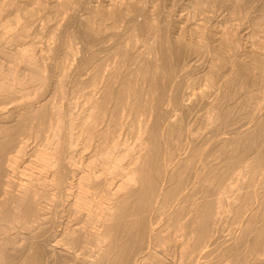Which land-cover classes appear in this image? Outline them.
Returning <instances> with one entry per match:
<instances>
[{"label": "bare ground", "instance_id": "1", "mask_svg": "<svg viewBox=\"0 0 264 264\" xmlns=\"http://www.w3.org/2000/svg\"><path fill=\"white\" fill-rule=\"evenodd\" d=\"M2 1H3L2 4H4L8 0L6 2H4V0ZM44 1L46 0H42L40 5L39 4L36 5L35 8L27 9L26 8L27 6L26 7L24 6V8L21 6V4H23L24 1L21 2L20 0L19 1L17 0L18 3H16V0H9L7 4L8 3L11 4L5 5V8L12 7L13 8V10L11 9L12 14H15V17H13L12 15L13 18L10 19L11 13H9L10 17L7 20L4 19V17L7 18V16L1 14L5 13L8 10L6 9L4 11V5L1 4L3 7L0 6V13L2 11L4 12L0 14V17H3L4 22L1 20L0 26L1 28L3 26L5 36H8L10 32H13L11 33L12 36H10L9 40L13 42L15 41L16 45L18 44V46L22 47V44L20 45L19 43L21 42L25 43L27 34H29L27 33L28 25H24V23L22 22V20H25L23 19L24 18L23 14L25 15V17L27 15V18L29 17V19H31L30 21L33 23L35 18L38 19L39 17L38 14L41 15L43 13V12L40 13V11L42 9L41 7ZM86 1L87 0L58 1L59 5L57 4L58 6L56 11L57 15L55 18L57 17L60 18V14L61 15L66 14V16L64 15L65 18L62 17L65 21L61 24L60 30L55 29L56 26L54 27L52 26L57 31L56 33H54L55 31L51 32V34L54 33V37H53L54 39L53 38L52 39L55 40L54 42L51 39V41L53 42L52 45H54L52 46L53 48H50L51 46L48 47L49 49L52 50V52L50 50L49 51L53 53V54L50 53V55H48L49 58L52 55L50 59L51 61L49 60L48 56H46L47 58H44V55L42 56V54H41L42 57L41 60H38V58H36L35 52L37 51L38 47L36 48L35 52L31 49L28 48L22 49L20 47L21 50L16 49V51L17 50L18 51L14 56L11 53L12 51H10V53L13 56L12 57L13 61L19 63L20 65L23 64L24 69L25 70L27 69L29 71L30 76L27 77L29 78L28 80H24V79L22 80L20 77H18L19 75V74L17 75L18 68L16 67H18L19 65L15 66L16 70L13 69V67L11 66V68L8 67L10 68L9 70L5 72H0V264H264V173H263L264 171L263 172L261 171L264 169L261 166L263 165V163L262 160L259 158V156L258 159L256 158L257 155H255L256 157L254 158V161L252 159V156L248 157V160L251 163H248L247 158L245 159V157L243 156L240 157L236 156L237 154L241 155V153L242 155H244L243 153H245V151L242 152L243 149L244 150L247 148L249 149L252 146L251 144L252 137H253L252 139H254V137L255 138L263 137L259 135L264 134V119L259 120L256 118L257 116L254 117V115L247 112L249 113L248 117L249 115H251L250 117L252 118L254 117L256 119V120L254 119L256 126L254 127V129L255 131L256 130L257 131L255 132L256 134L253 133L255 134L254 136L251 133V131L252 132L254 131L252 129L250 131L251 134L247 129H245V132L240 130L241 132H243L244 136L248 135L249 138L251 137L250 139L247 138L248 136L245 137V140L247 139L245 142L250 140L251 143H249L250 142L249 141L248 142L249 144L248 143L245 144L246 146L244 147L246 148L239 147L242 150L240 151L241 152L240 154L236 153L237 151L234 152L233 148L230 149V145H231L230 143H236L237 145H239V143L241 144L240 142L241 138L239 137H238L239 139L236 138L237 140L235 142L234 141L235 138L232 140L233 136L231 135L229 136V138L232 140V142H229L230 139H227V136L225 139L226 142L225 140H223L225 144L227 142L229 143V145L228 144L226 145L229 148L227 147L225 148L224 146L225 144L224 145L220 144L221 148L219 147L220 148L219 152H221L220 154H222L223 157L219 153L218 154L215 153L217 152V150L213 152V155L215 153V155H220L222 157V158L221 157L218 158L219 160L218 159L216 160L217 158L216 156H215L216 158L214 157V159L212 160H210V158L208 159L209 157L208 153L210 152L207 153V151L205 152L202 149L199 150L196 149L195 145L197 144L194 145V148L198 151L196 152L194 150V153H192V155L189 154L188 158L184 157L185 155H188L186 154L188 151L187 152L185 151L184 141L185 139L188 140L189 137L187 136H189L190 133L193 134L190 130L187 131L185 127L186 124L185 121L186 118H189V116H191L192 112L195 110L194 108L196 107V103L198 104L197 106L200 105L198 102L194 101L193 98H195L197 94L195 93L196 94L195 95L193 92L192 94H190L191 92L189 94L187 93L189 95V99L188 102L187 101L185 102V100H187L185 99L187 97L186 96L187 94H185L184 97L183 90L187 87L186 84H185L186 87L184 86V82L187 83V81L184 80L188 79L186 78L188 74H190L191 76V73L192 74L194 73L195 71L194 66L196 65L195 63L198 62L197 60L199 59L197 58V56L200 57V55L204 54L205 52H208V54H210L215 52L216 50L218 51V48L217 49L212 48L216 50L209 52L211 48L208 46V43L212 39L210 38V40L208 41V36H207L208 31L207 29L205 30V28L208 25L207 26L205 25L206 27L204 25L203 27L199 26L201 28L198 27L199 29L197 30L195 27V32L193 33H195L194 35H196L197 38L196 41L198 40L197 47L200 46L199 47L200 51H196L198 52L196 57L194 56L191 57L190 53L188 52L190 51V48L192 49L191 47L192 45L189 46L190 45L189 43L192 44L195 42V40L194 42L187 41L186 43L185 41L187 40L188 36L187 37L182 36L184 41L182 39L181 41L183 42L180 41L177 42V38H175L176 40L173 41L174 38L172 36H171L172 40L167 38L168 37L167 35H166L167 37L164 38L163 34L165 32L163 31L161 25H165V22L167 21L163 20L165 21L163 24L158 23V21L156 20L157 18L154 17L153 14L154 12L152 11L153 13H150L151 12L149 10L150 8L147 10L148 4L147 6L145 5L146 4L145 0H122L126 9L125 14L127 12L129 13V17H126L127 19L123 14L124 13L123 11L125 9L121 11L123 6L122 7L119 6L121 7L118 8L120 10H117L114 7L112 9L110 7L111 9L110 10L107 7L109 11L103 12L100 15L101 16L103 15L104 16L103 18H105V20L109 19L110 21L112 19V22L114 21L115 24H117L119 21H124L123 19L125 18V21L123 22L125 24V28H123L124 26L122 28L123 30L130 29L132 33L134 29L139 30L140 32L144 30L145 31L148 30L149 32L148 35L151 33L154 36L153 37L151 35L152 38L150 39H152V41L157 40V45L155 44L156 46L154 45L155 47H153L152 45H149L148 42L146 43L147 45L144 44L145 46L141 47L138 44H142V43L138 41L139 39L138 37H137L138 39L136 38L137 32L134 33L135 35H133L132 33H129L127 30L129 35L131 34L132 35L129 36L128 34H126V36L128 35L129 38L125 37L128 38L126 40L127 42L125 41L126 42L125 44L122 43L123 41L117 42V46L118 45L120 46L118 49H116L117 48L116 43L114 44L116 48L113 49L115 51L117 50L116 53H114V50H112L111 52L110 49H108L107 52L105 51L107 50L106 46H108L109 44L105 46V43H103L104 46H102L103 45L102 44L101 48L98 46L99 50L103 49L101 50L103 51L102 52L103 55H105L106 53L108 54V52L110 51L111 54H108L105 58V56L102 57V53L100 55L101 57L99 56V54H97L100 51L98 49L97 51L95 50L96 48L94 44L99 43L100 45V42L103 41L105 42L107 36L106 37L102 36L103 37L101 38L102 40L100 39V41H98L97 39H99L100 36L97 38L96 35L97 41H95V39L93 41L95 34L92 33L94 35L92 36L91 32L92 30L94 32L95 27H92L94 23L92 22V24H90L88 21L85 22V20L83 19L84 21L83 20L81 21L84 22L83 24L87 25L88 27L84 26L85 27L84 28L82 26L83 29L81 27V21H80L81 18L79 19V16L83 10L87 9ZM160 1L162 0H159L158 2ZM232 1L234 2V0ZM240 1L239 3L232 2L230 3L231 4L230 6L226 5L227 3L226 4H224L223 2L222 3L224 4L223 7L226 8L228 7L229 10L230 9L232 10L231 13L232 16L237 17V14L241 13L242 11L240 10L241 7L244 5L243 4L244 0L243 1L240 0ZM116 2L117 1H115V3ZM156 2H154V4L158 3ZM166 2L167 1H165L164 4H166ZM168 2L170 3V1ZM249 2H251V4ZM249 2L248 4H250L251 6L254 3L252 0L251 1L249 0ZM174 5L176 6L177 4L174 3ZM108 6H110V4ZM186 6L189 7V5ZM192 6L194 7L195 11L201 13L200 19H202L201 18L202 14L204 15L205 13L211 11L215 12L216 9L215 7L217 6L220 7L218 0H196L194 1ZM254 6L256 5H253L252 9H254ZM244 7L242 9H245L247 11L248 5L246 6L247 9ZM261 7H263V5L257 7L259 11L263 10L264 8L263 7L261 9ZM50 8L51 7H49V9ZM107 8L106 10H108ZM159 8L160 7H158V9ZM189 8L193 10L191 6ZM95 9L96 7L94 8V10ZM98 9L101 11L100 8H97V10ZM252 9H250L249 7V10L252 11ZM45 10H47V8ZM154 10H156V5ZM245 10H243V13ZM249 10L247 11L248 13H250ZM58 11H59V15H58ZM147 11H150L149 13L152 14L155 19L148 18L149 15L147 14ZM161 11L163 12V10ZM98 12L96 14H98ZM261 12L258 13L259 20L264 19V18L261 19L260 14L263 13ZM156 13L157 12H155V14ZM223 15L224 13L222 14V17ZM46 17H49V15H46ZM46 17H44V19ZM140 17H144L145 20L144 21L142 20L143 23L140 22L137 24L138 21L137 19H139ZM165 17L167 18L166 15ZM206 17H208L207 14L204 15V18ZM234 17L232 18L235 19ZM243 17L244 15H242V18ZM195 18L194 20L196 21ZM232 18H228V19L231 20ZM249 18L251 19V17ZM209 19H211L210 15L207 20ZM236 19L238 20V18ZM76 20L80 21V24L79 25L77 24L76 26L77 29L78 28L80 29L78 30L76 29L79 33H77V31L75 30L76 32H74L73 34L74 36L75 33L77 34L76 35V37H78L77 40L79 39L81 43H83V46L85 45L87 47V48L84 47L83 49L85 48L89 49L90 51L88 52H90L89 54H91V56H89L91 59L90 58L88 59L86 57L89 60V62L88 61L87 62L89 64H92V66L89 67V70H87L88 67H86V70L88 72L90 71L89 73L91 77L89 78L88 75V77H86L85 80L87 81V79L89 78L90 81L89 80L88 81L89 83H91L90 85L89 84L87 85L88 82L83 83L84 82L83 80H78L79 79L78 77L81 76L83 77L84 75L83 73L85 70L82 68V65H84V63L80 62L82 63V65H80L79 63L80 66L78 65L77 69L75 68L77 70V71L75 70V72L77 73L78 77H74L73 76L74 72L72 71L73 73L71 72L70 74V69L68 70L70 62L72 61L74 62L75 60V63H77L76 61L78 59L75 58L76 50L74 51L73 49L74 48L73 46L76 43L72 44V41L75 38L71 35L72 33H69L72 24L75 23L74 21ZM183 20H187V19H183ZM204 20L205 19H203V21ZM37 21L39 22V19ZM95 21L97 20H95L94 17V22ZM159 21L162 22L161 20ZM193 21L190 22L194 24ZM211 21L213 22V20ZM1 22H3V24ZM42 22L44 21L42 20ZM186 22L188 21H185V23ZM262 22L263 24L261 25L263 26L264 20L260 21V23ZM206 23L208 24V21H206ZM253 23L251 25L255 27ZM170 24L171 23L168 22L167 24L168 28ZM173 24L176 25L175 23ZM187 24L188 23H186V26ZM226 24L227 21L225 23V27ZM113 25L114 24H112V26ZM197 25H200L199 22ZM211 25L212 24H210L209 26ZM116 26L121 27L118 24ZM178 26H180V24H178ZM193 27L194 26H192V28L191 27L188 28H190L191 30L194 29ZM53 28L52 30H54ZM208 28L210 29L211 27ZM185 29L183 28V30ZM256 29H258V26L255 28L254 33H257ZM259 29L258 30L260 33L261 30L262 32L264 31L263 28H259ZM224 30H227L228 32V27L227 29L224 28ZM229 30L231 31V28H229ZM237 30H235V32L231 31L228 33L224 31L225 34L224 35L222 34L223 36L221 35L222 37L221 43L219 41L220 37L218 38L219 42L218 41L217 42L218 44H220L221 47L220 51L221 52L223 51L224 55L228 54L229 53L228 51L230 52L234 51L237 54V52L243 49V48L239 49L241 45H239V42L237 41V37H238V33L236 32ZM252 30L254 31V29ZM49 31L48 33H50ZM253 31H252V35H253ZM98 32L103 34L101 30ZM142 33L143 32H141L140 34ZM180 33H182V31ZM212 33H214V31ZM4 34L0 33V35H4ZM140 34L138 35L137 33V36H140ZM65 35L67 38H65ZM69 35H71L73 39L72 38L70 39ZM90 35L92 40L90 39ZM123 35L125 36V34ZM260 35L258 36V38H260ZM117 36H119V38L122 39L121 34ZM117 36L115 37L116 40L119 39V38L117 39ZM216 36L218 37L219 35ZM8 37L6 38L8 39ZM147 37L148 36H146V38ZM108 42H110V40ZM254 42L255 41H253V43ZM211 43L212 41H210V44ZM68 44L71 45L70 46L71 48L73 47L72 48L73 50L71 49L72 51L68 50L67 48L69 46ZM97 45L98 44H96V46ZM137 45L139 48L142 49L144 48L143 52H140L141 49H139ZM255 45L257 46L258 44L255 43ZM177 46H178V50H179V46L180 49L182 47L185 48L186 51L184 50V52L185 53L187 52L191 57L190 59L188 58L189 65L192 66L193 64H195L193 65V68L188 69L187 67L189 65L179 66L178 61H176V59H178V56L175 57L176 59H174V61H176L177 63L176 64L174 63L173 56L175 55L173 54H175L176 52L178 53V51L175 50ZM217 47H219V45ZM252 47L254 48V46ZM48 48L45 49V53L48 52L46 51L48 50ZM63 48L67 50L65 51V55H63L65 57H62V53H61V58L64 59H62V61L58 60L59 61L58 62L57 59L60 55V51ZM41 49H43V47ZM135 49L139 51H137L136 53V51H134ZM243 50L245 52V49ZM4 51L6 52L5 49ZM86 51L84 52L86 53ZM174 51L176 52L174 53ZM255 51L252 52L253 55H251L253 57V61L255 62V64H253L254 62L252 63L253 65H255L253 67L255 68L257 66L256 68L258 67L262 68L264 67V59H263L264 56L263 54H260L258 50L257 51L259 53ZM218 52H215V54L213 53L214 56L211 54L212 58L214 57L215 59H217L216 64L220 63V61L218 62L219 57L218 58H216L217 56L215 57L216 53ZM221 52H219L218 56L222 54ZM132 53H134V55ZM248 53L251 52L249 51ZM82 54L84 55L83 52ZM230 54H228V56ZM232 54H231V56H233L232 58H237L235 56H239ZM4 56H6V54ZM228 56H226V58H228L227 61L229 62L230 58ZM112 57L114 58L113 61L111 60L113 62L112 64L113 66L109 65L110 63H112L111 61L109 63V60ZM212 58L211 61H213L214 59ZM10 59H11V55L9 57V60ZM47 59L49 61H47L46 63ZM140 59L142 63L144 62L143 65L142 64L140 65L141 63ZM223 60H225L223 61L224 64L228 65L230 68L231 66L229 64L231 62L227 64L228 62L225 63L226 59ZM234 62L237 63V61ZM238 62L239 65H241L240 61ZM185 63L186 62H184L183 64ZM211 63L209 64V66L211 65ZM3 64L1 65L3 66ZM224 64H222L221 67H224ZM218 65L213 66L214 71H212L211 69L210 70L211 74L217 72V70L215 71V67H217ZM234 65L235 63L232 65V67ZM239 65L237 63V66ZM74 66H72V68ZM200 67L202 66L200 65ZM236 67L234 66V68ZM196 68L197 67L195 66V69ZM234 68L233 69L230 68L229 70L232 69L231 70L232 73L233 71L236 72L237 69L234 70ZM259 68L258 71L263 73L264 71H260L261 69ZM223 69H221L218 73L220 72L223 73L224 72ZM190 70H192L191 73H189ZM239 70L241 71L240 73H242L241 68ZM226 73L224 72L223 74ZM261 73H258V75H260ZM67 74H70L68 77V81L70 79V76H73L74 79L78 78L75 80L78 89L79 86L83 84L85 85V86L84 85L81 86L83 87V90L85 89L84 87L88 89L89 86L93 89L91 90V88H89L91 91L90 90L88 91L90 92L85 91L86 93H84V95L85 94L88 95L86 97L87 99L85 98V96L84 98H81L83 100L84 99L86 100V101L84 100V104H82L81 102L80 105L83 106L79 107L81 108L82 111L84 110L82 114L83 115L82 118L79 117L80 114H78L79 115L78 118L76 116L78 112L76 114L74 112L75 110L77 111L79 109L78 102H77V106H74L71 104L72 102L71 103L69 102V100H67L68 103L66 104L64 103L62 104L63 101L60 100L62 98L64 99V95L66 96L68 95V90L66 92V87H64L65 85L63 83L64 82L63 80L64 78L66 79ZM78 74H80L81 76ZM87 74L88 73H86V75ZM194 75H192V77ZM214 75L215 76L213 75L212 76L216 77L217 74L214 73ZM239 75L235 73V77L233 78L232 76H230L231 78L229 77V79H231L230 83H232V85H234L235 87L234 90L236 94H234V91L232 93L235 96L239 94L236 92L237 90L238 92H241L240 94H242L244 90L242 89L244 85L241 88L240 85L241 75L240 77ZM263 75L264 74H261V77ZM219 76H221V74H219ZM226 76L227 75H225L226 79L224 77L222 78H224L228 83L227 81L228 77ZM73 77H71L72 80ZM84 78L85 77H83V79ZM242 78H243V73H242ZM262 78H264V76ZM212 79L214 80V78ZM210 80L211 79L209 77V82L212 83L213 81ZM263 80L261 82H264ZM191 81L192 80H190V82ZM194 81L196 80L194 79ZM194 81H193L194 83L193 86H195L196 83ZM242 81L243 79L241 80V83L243 84ZM224 82H222L221 85H219L220 83L217 82L219 84H215V85L216 86L219 85L218 87L221 86L220 88L223 89L222 85L226 83ZM210 84L208 85L209 87H211ZM259 84L261 85L262 83ZM29 85L30 86L33 85L36 87L33 86L30 87ZM213 86L214 84L212 85L211 88H213ZM228 86L231 87L230 85ZM73 87H75V85ZM188 87L185 89L186 91L184 90V93L188 92L187 91L189 89ZM229 87L227 89H232V87L231 88ZM77 88L74 91H76ZM191 88L192 87H190V89ZM215 88L218 91V88L217 87ZM220 88L219 90H221ZM237 88H240L242 91H240ZM227 89L225 91L228 95L229 92L227 91ZM225 91L222 90V92L224 93ZM76 92L78 93L79 91ZM83 92L84 91H82V93ZM218 92H216L215 94L216 96L217 94L219 95ZM244 93L242 94V96L239 95V97L242 98L244 95L247 96L246 94H248L249 92H247L246 94ZM251 93L252 92H250L249 94L250 96ZM227 95H223L222 93L221 96L217 97L218 98L217 102H215L214 98H213L214 100L211 98L215 102L211 104V107L208 106L210 107L211 113H209L206 117L204 116L205 118L202 117L200 118H202L203 121L204 120L206 121V119L207 121L208 120L212 121V119L215 118L216 120L221 122V123L219 122L220 126L224 127L229 125V123L231 122L230 120L232 118L230 112H227L228 110L225 109L229 106H226L224 108L223 104L229 99L231 103V98H233V96L230 95L232 97L229 98V95L228 97ZM191 96H193V98ZM200 96H201V92H200ZM250 96L247 97L249 98ZM247 97L245 98L248 99ZM78 98H80L79 95L76 98V101H79L77 100ZM245 98L244 100H246ZM239 99L237 98V102ZM242 99H240L239 100L240 102L238 103L241 104L243 102ZM18 101L19 102L21 101L22 103L20 102L18 104L17 103ZM14 102H16L17 105L15 103V105L10 107V105H12ZM252 102H250V104ZM200 103L202 104L203 101ZM230 103H228L227 105H229ZM238 103H234L235 107L236 106L238 107L239 105ZM258 103L259 102L256 101L252 105V107L250 105L247 106V107H251L252 109L254 108L253 111H251V109L248 108L250 109L251 113H254L255 110L254 105ZM73 104L76 105L74 101ZM246 104L247 103H245L244 105L245 107ZM259 105L263 106L264 104L262 105L261 103H259ZM259 105H257L258 108L260 107ZM73 106L77 107V109L75 108L74 110ZM166 106L169 107L171 106V108H173L175 112L178 111V113L180 112L181 115L179 117H177L178 115L177 116L175 115V118H173L172 115L168 116L169 108L166 109L167 108ZM232 106L233 104L230 106L231 109ZM221 109H225V110L223 111ZM227 109H229V111L231 112H233L234 110V108L232 110H230V108ZM263 109L264 106L262 107V110ZM199 110H201V108H199ZM259 110H257V112H259ZM262 110L260 111V113L262 112ZM205 111L202 113L205 114ZM222 111L225 113H223ZM226 112L229 113L231 118L230 120ZM199 113L201 114V111ZM245 115L247 114L245 113ZM143 116L146 118L147 121L145 122V124H144L145 119ZM141 117H143L144 120H141L142 119ZM148 118L150 120H148ZM202 119H201L202 125L200 124L198 126L199 127L202 126L204 128L203 125H205V123L203 124ZM189 120L187 123H189ZM195 120L197 119L195 118ZM216 120L214 121L213 119V122H215L214 125L217 126L218 128V125L216 124L217 122ZM254 120L250 122L253 123ZM209 122H207L206 124H208ZM246 122H249V120ZM128 125H130L128 127L129 129L127 128ZM214 125H210L209 127L213 126L215 128V132L217 130V135L215 133L212 135L219 136L218 131L221 127L219 126V128L216 129ZM205 126L207 127V125ZM253 126L254 125H252V127ZM191 127H193V125ZM126 128L129 130V132L132 133L131 136L132 135L136 136L135 138L140 142V145H138L140 146L139 151L137 150V152H135L133 151L134 150L133 148L132 149L130 147L127 148L125 140L128 135L126 136L125 140L122 139L124 129ZM193 128L195 129V127ZM212 130L214 129L212 128ZM230 130L231 129L227 131L228 134L231 131H234V129L231 131ZM129 132L127 131L125 132V134L126 133L128 134ZM195 132H197V130ZM201 132L204 131L201 130ZM211 133L212 132H210V134ZM224 137L222 139H224ZM190 138L189 140H191ZM216 138L217 137L214 136V139ZM219 138H220L219 142H221V137L219 136ZM263 138H260V140L261 139L264 140ZM131 139H129V141ZM260 140L256 139L255 141H257L258 143ZM212 141L213 139L211 138L210 142ZM241 141L244 140L242 139ZM218 143L212 142V145L211 143L210 145L212 146V148L215 149L216 146H219L217 145ZM244 143L241 144V146H243ZM255 143L256 142H253L254 147H251V149L255 148L256 150L259 151L258 155L259 154L264 155V153H262L264 152L262 151V148L260 150L257 149L256 148L257 144ZM260 143L262 142H259L258 145ZM134 144L132 145L137 147V145ZM207 144L205 145V147L207 146ZM221 145H223L224 147H222ZM200 146L201 148H205L202 147L204 146V144ZM261 146L262 147L264 146V141H263V145ZM239 148L237 149L238 152H239ZM229 149L233 150V152H230L231 154L227 152V150ZM248 151L254 152L253 150H248ZM233 153H235L236 155ZM255 153L256 152H254V154ZM242 157L245 160H247L246 163H248L246 166H244L245 167L244 176L245 178H247V181L243 177L246 183H244L245 184L244 187L243 186H241L242 188L238 187L240 189L237 190L236 187L239 186L238 185L239 183L236 184V181L238 180L239 182L240 178H242L243 175V174L241 175V173H238L239 172L238 168L239 170L240 169L242 170V168L240 167L242 166V164L243 165L246 164L242 162L243 160ZM128 158H130L129 159L130 161L128 160ZM249 158L252 160H250ZM220 159L222 160L220 161ZM125 160L128 161H126L125 163ZM261 167L263 169H261ZM222 169H224V171ZM241 170L240 172L243 173L244 171ZM243 182L244 181H242V183ZM242 183L241 185H243ZM233 184H236L237 186L236 185L233 186ZM226 194L228 195L226 196ZM28 234H30L31 236L28 237L27 236Z\"/></svg>", "mask_w": 264, "mask_h": 264}, {"label": "rangeland", "instance_id": "2", "mask_svg": "<svg viewBox=\"0 0 264 264\" xmlns=\"http://www.w3.org/2000/svg\"><path fill=\"white\" fill-rule=\"evenodd\" d=\"M0 1H2V0H0ZM6 1H7V0H4V2H6ZM18 1H19V0H18ZM20 1H21V2L24 1L23 4H21V3L19 2L23 8H24V6H25V7L27 6V7H26L27 9H29V8L32 9V8H35L36 5H38V4L40 5V3H41L42 0H27L28 2H27L26 0H20ZM58 1H59V0H53V1H52V0H46V1L43 2V5H42V7H41L42 9H41V11H40V13H42V12H43V13H42L41 15L38 14V15H39V17H38L39 22L37 21L38 19L35 18L36 20L34 19V21H33V23H32V22L30 21L31 19H29V17L27 18V15H26V17H25V15L23 14V17H24L23 19H25V20H22V22L24 23V25H28V28H27L28 32H27V33H29V34H27V38L25 39V43H24V42H21V43L18 42L20 45L22 44V47H21V46H18V44L16 45V44H15V41L13 42V41L9 40V39H10V36H12L11 33H13V32H10L11 35L9 34V35H8L9 37H8V36H5V34H4V30H3V26H2V28H1V26H0V33L4 34V35H0V36H1V38H0V45H1V46H0V59H1V60H0V72H5V71L9 70V69L11 68V66L13 67V69H15V66H16V65H17V66L19 65L21 69L19 68V66L16 67V68L19 69V70L17 69V75L19 74L18 77H20L22 80H23V79H24V80H28L29 78H27V77L30 76L29 71H28L27 69H26V70L24 69V65H23V64L20 65L19 63L14 62L13 59H12V57H13L14 55H16L17 51H18L19 49L21 50V48H22V49H23V48H28V49H31V50H33V51L35 52V51H36V48L38 47V48H37V51H36L37 53L35 52L36 58H38V60H41V59H42L41 54H42V56L44 55V58H47L46 56L50 55V53L52 52V50L49 49L48 47L51 46L50 48H53L52 46H54V45H52V44H53L52 41L55 42V40H53V39H54V38H53V37H54V33H56L57 30H60V28H61V24L65 21L62 17H64V15L66 16V14L62 13V14H64V15H61V14H60V18H58V17H57L58 19L55 18L56 15H57V13H56V11H57V7H58L57 4L59 5V2H58ZM72 1H73V0H72ZM88 1H89V2H88ZM115 1H117V2H116L117 4L115 3ZM120 1H121V2H120ZM150 1H151V2H150ZM150 1H149V0H145V3H146L145 5L147 6V4H148V8H147V10L150 8L149 10L151 11V12H150V11H147V14L149 15L148 18H153V19L157 18L156 20H157L158 23H160V24H161V23L163 24L165 21H167V22H165V25H166V26H167L168 22L172 24V25H171V24L169 25V28H168V26H167V28H166L165 25H161V27L163 28V31L165 32V33L163 32V33H164V34H163V35H164V36H163L164 38L168 36L167 38H169V39L172 40V37H173V38H174L173 41L176 40L175 38H177V42H178V41L183 42L184 40H183L182 36H184V37H185V36H186V37L188 36L187 40L185 41L186 43H187V41H189V42H190V41L194 42V40H195V42H194L195 44H194V43H192V44L189 43V44H190L189 46L192 45V46H191L192 49L190 48V51H191V52H190V51L188 52V53H190L191 57H193V56L196 57V55L198 54V52H196V51H200V49H199L200 46L197 47V46H198V45H197V41H198V40L196 41V39H197V38H196V35H194L195 33H193V32H195V27H196V30H197V29L203 27V25H204V26H205V25H206V26L208 25L207 27L205 26V27H206L205 30L207 29V31H208V32L206 31V32H207V36H208V41L210 40V38L212 39V40H210V41H212V43L210 44V41H209L208 46H209L211 49H212V48H216V49L218 48V51H219V52H221V51H220V50H221V47H220V44H218V42L220 41V43H221V39H222L221 35H222V34L224 35L225 32H226V33L231 32V31L235 32V30L238 29V30L236 31V32L238 33L237 41L239 42V45H241V46L239 47V49L243 48V49H245V52H244L243 49H241L242 51H241V50L239 51L241 54H240L239 52H237V54H236V52H234V51H233V52H232V51H231V52L228 51L229 53L227 52L228 54H230V53H231V54L234 53V54H232V55H239V56H235V57H237V58L239 57L238 59H237V58H232L233 56H231V54L228 56V54H226V52H225L226 55H224L223 51L221 52L222 54L218 56L219 52H218L216 49H212V50L210 49L209 52H212V51H215V50H216L215 52H218V53H216L215 57H216V56H217L216 58L219 57L218 62L220 61V63H217V64H216V62H217L216 60H217V59H215L214 57H213V58H214V59H213L212 56H211V54L213 55V53L215 54V52L210 53V54H208V52H205L206 54L204 53V54L200 55V57L197 56V58H199V59L197 60L198 62L195 63L196 65L193 64V65H195V66L197 67V68L195 69V66H194V70H195L194 73L196 72L195 75H194V73H193V74L191 73L192 70H193V69H192V70H190V72H189V73H191V76H190V74H188V76H186V78H188L189 80H188V79H185V80H184V81H187V83L184 82V86H185V87H186V85H187V87H188V85H189L190 83L192 84V85L190 84L189 87H188L189 89H190V87H192V88L190 89V91H189V89H188V90H187L188 92H186V93H184V90H185L187 87H186V88L184 87L185 89L183 88V89H184V90H183L184 97H185V94H187V93H188V94H189L190 92H191L190 94H192V92H193L194 94L196 93L197 95L195 94L196 97H195V96H194V97L197 98V97L199 96V97H198L199 99L197 98L198 100L195 99V98H193V96H191V97L194 99L195 102H198V103L200 104L199 106H197L198 104L196 103V107L194 108L195 110L192 112V114H194L195 116L197 115V116L195 117L194 115L191 114V116H189V118H186V121H185V122H186L185 127H186L187 131L190 130L193 134L190 133L189 136H187V137L190 138V135H191V138H190L191 140H189V138H188V140L185 139V141H184V142H185V143H184L185 151H186V152L188 151L187 153L185 152V153L188 154V155H185L184 157L188 158V157H189V154L192 155V153H194V150L197 152L199 149H202V150H204L205 152L207 151V153L210 152V153H208V154H209V157H208V155H207L208 159L210 158V160H212V159H214V157L216 156L217 158H216V157H215V158H216V160H217V159L220 158L221 156L223 157V155L220 154L221 152H219V151H220V148H221V147H220V144H223V145H224L225 142H226V140H225V139H226V136H227V139H230L229 136L232 135V136H233L232 140L235 138V139H234L235 142H236L237 139L241 138V139H240V142H241V144H243V143L247 140V139L245 140V137L248 136V135H246L247 132L245 133L246 136H244V134H243V132H245V129H247V130L249 131V133H250L251 129L254 130L253 132L251 131L252 134L255 133V132L257 131V130L255 131V129H254V127H256V126H255V120H256V119H255L254 117L257 116L256 118L259 119V120L264 119V114H263L264 109L262 110V107L264 106V105H263V104H264V101H263V100H264V82H261V81L264 79V78H262L264 75L261 77V74H264V72H263V73L259 72V71H258V68H259V67L256 68L257 66L255 67L256 69L253 67V66H255V65H253V64H255V62L253 61V57L251 56V55H253L252 52H254L255 50H256L255 52H257V53L260 52V54H263V56H264V36H263V35H264V31L262 32V30H261V33L259 32V30H260L259 28H263V30H264V27H263L264 25H263V26L261 25V24H263V22L260 23V21H263V20H264V19H262V18H264V15H262V14H264V11H263V10H264V8H263V7H264V0H255V1L252 0V1L255 3V4L253 3L252 6L250 5L251 2H249V0H247V2H246V0H244V1L242 0L244 5H243V6L241 7V9H240V10H242L241 13H243V10H245V9H242L244 6H245L244 8H246V6L248 5V9L246 8L247 11L249 10V7H250V9H252V8H253V5H256V6H254V9H252V11L249 10L250 13H248V12L245 10L243 14L238 13V14H237V17H234V16L231 15V13H232V10H231V9L229 10L228 7H227V8H226V7H223V5L226 4V3H227L226 5L230 6V5H231L230 3L233 2L232 0H225V1H227V2H225L224 0H220V1L218 0V2H219V6H220V7H218V6L215 7V8H216V9L214 8V9H215V12H212V11H211L213 14H212L211 12L205 13V14L208 15V17H206L207 19L209 18V15H210V17H211V19H209L210 21L207 20L206 18H204V15H205V14H204V15L202 14L203 17H202V15H201V18H202V19H200V14H201V13H198L197 11H195V10H194V7L192 6L193 3H194V1H196V0H194V1H193V0H190V1H189V0H164V1L162 0V1H160V2H158L159 0H156L158 3H157L155 0H150ZM165 1H167V2L170 1V3L168 2V3H169V4H168V3L166 2V4H164ZM174 1H177V2H174ZM181 1H184V2H181ZM236 1H237V0H234L233 3H237V2L239 3L240 0H238L237 2H236ZM250 1H251V0H250ZM7 2H9V0H8ZM7 2L4 3V4H2L3 1L0 2V6L4 5V11H5L6 9L8 10V11H6L5 13H2V12H4V11L1 12L2 14L0 13L1 15H5V16H7V18L4 17V19H6V20L9 19V17H10L9 13H11V17H10V19L13 18V17H15V14H12V10H13L12 7L5 8V5H9V4H11V3H8V4H7ZM25 2H26V3H25ZM109 2H110V3H109ZM154 2H156L158 5H157V4H154ZM189 2H190V3H189ZM222 2H223L224 4H223ZM240 2H241V1H240ZM245 2H246V3H245ZM248 2H249L250 4H248ZM256 2H257V3H256ZM16 3H18L17 0H16ZM24 3H25V4H24ZM35 3H37V4H35ZM47 3H48V4H47ZM86 3H87V5H86L87 9L83 10V11L80 13V16H79V19L81 18L80 21L84 19L85 22L88 21L90 24H92V22H93L94 24H93L92 27H95V29H96V28L99 29V30L96 29L97 31L94 29V32H93V30H92L91 34H92V33L95 34V37H94V38L92 37V38H93V41H94V39H95V41H97V40L100 41V39L103 38L102 36H104V37L107 36V39L105 40V42H104V41H103V42H100V45H99V43H96V44H98L97 46H96V44H94V46H95L96 49H95V48H93V49H95V50L97 51V49L99 50V47L101 48L102 46H104L103 43H105V46H106L107 44H109V45H108L109 48H108V46H106V47H107V50H105V51L107 52L108 49H110L111 52H112V50H114V49L116 48V46H117V42H122V41H123L122 43L125 44V43L127 42L126 40L129 38V37H128L129 33H132V31H131L130 29H124V30H123V28H125V24H124L123 22L125 21V18H126V17H129V13H128V12H127L128 14H127V13L125 14L126 9H125V6H124L123 1H122V0H112V1H110V0H100V1H98V0H87ZM105 3H106V4H105ZM150 3H151V4H150ZM159 3H160L161 5H160ZM174 3L177 4V5L175 6ZM228 3H229V4H228ZM241 3H242V2H241ZM241 3H240V4H241ZM1 4H2V5H1ZM20 4H19V5H20ZM45 4H47L48 6L45 5ZM55 4H56V5H55ZM109 4H110V6H108ZM114 4H116V5H114ZM121 4H122V5H121ZM167 4H168V5H167ZM171 4H172V5H171ZM245 4H246V5H245ZM29 5H30V7H29ZM49 5H50V6H49ZM151 5H152V6H151ZM155 5H156V10H154V9H155ZM163 5H164V6H163ZM186 5H189V7L191 6L193 10H191V8L187 7ZM241 5H242V4H241ZM249 5H250V6H249ZM261 5H263V7H261V9L263 8V10H261L263 13H262L261 11H259V9L257 8V7L261 6ZM105 6H106V7H105ZM116 6H117V7H116ZM119 6H121V7L123 6L122 9H121V11L125 9V10L123 11V12H124L123 14L125 15V18L123 19L124 21H119V22L117 23V24H118L119 26H121V27L116 26L117 24H115L114 21H113V22H114V23H113V22H112V19H111L110 21H109V19H108V20H107V19L105 20V18H103L104 16H103V15H102V16L100 15V14H102L103 12H107V11H109L110 7H111V9L114 7L115 9L120 10V9H118V8H121V7H119ZM157 6L160 7V8L158 9ZM171 6H172V7H171ZM2 7H3V6H2ZM2 7H1V8H2ZM49 7H51V8L49 9ZM95 7H96L95 10H97V8H100L102 12H101L99 9H98L97 11H95V10H94ZM103 7H104V9H103ZM107 7H108L109 9H108ZM153 7H154V9H153ZM162 7H163V8H162ZM186 7H187V8H186ZM255 7H256V8H255ZM44 8H45V9L47 8V10H45ZM106 8H107L108 10H106ZM218 8H219V10H218ZM11 9H12V10H11ZM43 9H44V10H43ZM111 9H110V10H111ZM157 9H158V10H157ZM160 9L163 10V12H162ZM189 9H190L191 11H190ZM214 9H213V10H214ZM10 10H11V11H10ZM58 10H59V8H58ZM186 10H187V11H186ZM216 10H217V11H216ZM93 11H94V12H93ZM98 11H99V12H98ZM152 11H153L154 13H153ZM158 11L160 12L162 19H161L160 14H159ZM97 12H98V14H96ZM149 12H150V13H153L155 18H154L153 15L150 14ZM155 12H157V13L155 14ZM190 12H191V13H190ZM195 12H196V13H195ZM227 12H228V13H227ZM246 12H247V13H246ZM254 12H255V13H254ZM260 12L262 13V14H260L262 20H259V18H258V17H259V14H258V13H260ZM60 13H61V12H60ZM163 13L167 16V18L169 17V18H168L169 21H168V19L165 17V15H164ZM189 13H190V14H189ZM209 13H210V14H209ZM216 13H217V14H216ZM223 13H224V15H223V17H222V14H223ZM44 14H45V15H44ZM95 14H96V15H95ZM157 14H158V15H157ZM169 14H170V15H169ZM191 14H192V15H191ZM240 14H241V15H240ZM247 14H248V15H247ZM12 15H13V17H12ZM16 15H17V14H16ZM42 15H43V17H42ZM46 15H49V17H46ZM58 15H59V11H58ZM93 15H94V17H95V20H97V21H95V22H94V17H93ZM124 15H123V16H124ZM156 15H157V17H156ZM188 15H189V17H188ZM195 15H196V18H195ZM212 15H213V17H212ZM216 15H217V17H216ZM228 15H229V17H228ZM242 15H244L243 18H242ZM21 17H22V15H21ZM44 17H46V18L44 19ZM50 17H52V18H50ZM158 17H159V18H158ZM187 17H188V18H187ZM190 17H191V19H190ZM220 17H221V18H220ZM226 17H227V18H226ZM232 17H234L235 19L238 18V20H237V19L235 20V19H233ZM239 17H240V19H239ZM245 17H246V18H245ZM249 17H251V19H250ZM256 17L258 18L259 21L257 20ZM0 18H1L0 21L2 20V21L4 22L3 17H0ZM26 18H27V20H26ZM41 18H42V19H41ZM48 18H49V19H48ZM64 18H65V17H64ZM194 18L196 19V21L194 20ZM197 18H199V19H197ZM213 18H214V19H213ZM219 18H220V19H219ZM228 18H232L233 20H232V19L230 20V19H228ZM241 18H242V19H241ZM244 18H245V19H244ZM255 18H256V20H255ZM56 19H57V20H56ZM59 19H60V20H59ZM61 19H63V20H61ZM102 19H103V20H102ZM126 19H127V18H126ZM140 19H141V20H140ZM183 19H187V20H183ZM203 19H205V20L203 21ZM217 19H218V20H217ZM223 19H224V21H223ZM249 19H250V20H249ZM42 20H43L44 22H42ZM47 20H48V21H47ZM50 20H51V21H50ZM58 20H59V22H58ZM84 20H83V21H84ZM104 20H105V21H104ZM137 20H138L139 22H138ZM137 20H136V21H137V24H138V23H140V22L143 23V21H144L145 19H144V17H140V18L137 19ZM142 20H143V21H142ZM159 20H161L162 22H160ZM163 20H165V21H163ZM193 20H194V21H193ZM199 20H200L201 22H200ZM211 20H213V22H212ZM251 20H252V21L254 20L253 22H255V21H256V22L253 23ZM25 21H26L27 23H26ZM52 21H53L54 23H53ZM55 21H56V22H55ZM76 21L79 22V23H77ZM76 21H74L75 23H73L74 26H73V24H72V26L74 27V30H73V27H72V26H71L72 29L70 28L71 32H70V30H69V33H72L71 35L75 38V39H73V37H71V35H69V36H70V39H71V38L73 39L72 44H73V43H74V44L76 43V44H75L76 46L74 45V46H73L74 48H73V47H72V48L74 49V51L76 50V51H75L76 53L73 52V53H75V58H76V59L78 58L77 61H76L77 63H75V60H74V62H73V61L70 62L69 67H68V70L70 69V74H71V72L73 71L74 74L76 75V76H75V75L73 74L74 77H78V76H77V73L75 72V70L77 69V67H78V65H79L80 62L84 63V65H82V63H80V65H82V68H83L85 71L89 70V67L92 66V64H89V63H88V62H89L88 59L90 58L89 56H91V54H89L90 52H88V51H90V50H89V49H86L87 47H86L85 45L83 46V43H81V41H80L79 39L77 40L78 37H76V35H77L76 33H75V36H74V34H73V33L76 32L78 29H80V28H78V29L76 28L77 24H78V25L80 24V21H79V20H76ZM170 21H171V22H170ZM185 21H188V22H186V23H188V24H189L190 21H193L194 24L190 22V24H189V25L187 24V26H186ZM197 21L199 22L200 25H197V24H198ZM206 21H208V24L206 23ZM220 21H221L222 23H221ZM226 21H227V24H226V27H225V23H226ZM228 21H229V22H228ZM247 21H248V22H247ZM250 21H251V23H250ZM3 22H1V23L3 24ZM51 22H52V23H51ZM106 22H107V23L109 22L108 24H110V25H108ZM120 22H121V23H120ZM202 22H204V23H206V24H204V23H202ZM211 22H212V23H211ZM216 22H217V24H216ZM230 22H231V23H230ZM237 22H238V24H237ZM25 23H26V24H25ZM83 23H84V22L81 21V27H82V26H83V27H84V26H87V25H84ZM102 23H103V24H102ZM111 23L114 24V25L112 26ZM119 23H120V24H119ZM122 23H123L124 25H123ZM166 23H167V24H166ZM173 23H175L176 25H174ZM184 23H185V24H184ZM214 23H215V24H214ZM220 23H221V24H220ZM252 23H253V25H254L255 27H253V26L251 25ZM37 24H38V25H37ZM40 24H41V25H40ZM82 24H83V25H82ZM86 24H88V23H86ZM101 24H102V26H101ZM106 24H107V25H106ZM134 24H135V23H134ZM160 24H159V25H160ZM178 24H180V26H178ZM195 24H196V25H195ZM210 24H212V25L209 26ZM230 24H231L233 27H232ZM241 24H242V25H241ZM255 24H256V25H255ZM0 25H1V24H0ZM22 25H23V24H22ZM190 25H191V26H190ZM217 25H218V26H217ZM227 25H228V26H227ZM238 25H239V26H238ZM47 26H48V27H47ZM52 26H53V27L56 26L57 28L55 27V29H57V30H55ZM90 26H91V25H90ZM103 26H105V27H103ZM108 26H109V27H108ZM123 26H124V27H123ZM164 26H165V28H164ZM192 26H194V27H193L194 29H191V30H190V28H188V27H191V28H192ZM199 26H201V27H199ZM229 26H230V27H229ZM234 26H235V28H234ZM257 26H258V29H259V30L256 29V30H257V33L259 32L258 35H257V33H254V32H255V28H256ZM26 27H27V26H26ZM83 27H82V29H83ZM87 27H88V26H87ZM87 27H86V28H87ZM99 27L102 28V29H100ZM106 27H107V29H106ZM113 27H114V29H115V28H116V29L114 30ZM122 27H123V28H122ZM173 27H174V28H173ZM178 27H179V28H178ZM186 27H187V28H186ZM198 27H199V28H198ZM208 27H211V28H210L211 30H210ZM212 27H213V28H212ZM227 27H228V32H227V30H224V28L227 29ZM47 28H49V29H47ZM52 28H53L54 30H52ZM58 28H59V29H58ZM84 28H85V27H84ZM118 28H119V29H118ZM120 28H121L122 30H121ZM183 28H184V29L186 28V29L183 30ZM215 28H216V29H215ZM229 28H231V31L229 30ZM232 28H234V29H232ZM236 28H237V29H236ZM46 29H47V30H46ZM76 29H77V30H76ZM103 29H106V30H103ZM108 29H109V30H108ZM112 29H113L114 31H113ZM133 29H134V28H133ZM172 29H173L174 31H173ZM218 29H219V30H218ZM252 29H254V31H253ZM49 30H50V31H49ZM72 30H73V31H72ZM75 30H76V31H75ZM100 30H101V32H102L104 35L101 34L100 32H98V31H100ZM127 30H128L129 33L127 32ZM129 30H130L131 32H130ZM135 30H136V29L133 30V33H132L133 35H135L134 33H136V32L138 33V35H139L141 32H143L142 34H140V36H137V33H136V38L138 37V38H139V39L137 38L138 41H140V43L143 44V45H142V44H138V43H137L139 46H141V47H142V46H145V45H147L146 43H148V42H149L148 44H149V45H152L153 47H155V46L157 45V40H154V39H153L154 41H156V42H154V41H152V39H150V38H152V37H151L152 34L150 33V34L148 35V33H149L148 30H146L147 32H146L145 30H144V31H141V32H140L139 30H136V31H135ZM171 30H172V31H171ZM178 30H179V31H178ZM180 30L182 31V33H180V32H181ZM187 30H188V31L190 30V31L188 32ZM212 30L214 31V33H212V32H213ZM217 30H218V31H217ZM222 30H223V31H222ZM250 30H251V31H250ZM43 31H44V32H43ZM48 31H49L50 33H48ZM54 31H55V32H54ZM103 31H104V32H103ZM105 31H106V32H105ZM110 31H111V32H110ZM123 31H124V32H123ZM134 31H135V32H134ZM185 31H186V32H185ZM215 31H216V32H215ZM224 31H225V32H224ZM252 31H253V35H252ZM51 32H54V33L51 34ZM95 32L98 33V34H96ZM113 32H114V33H113ZM125 32H126V33H125ZM139 32H140V33H139ZM178 32H179L181 35H180ZM221 32H222V33H221ZM30 33H31V34H30ZM69 33H68V34H69ZM77 33H79V32L77 31ZM109 33H110V34H109ZM117 33H119V34L122 35V37L120 36L122 39H120L119 36H117V35H119V34H117ZM185 33H186V35H185ZM188 33H189V34H188ZM190 33H191V35L193 34L192 37H191ZM209 33H211V34H209ZM217 33H219V34H217ZM220 33H221V34H220ZM115 34H116V36H117V39H118V38L120 39V40L118 39L119 41L115 39V37H116ZM123 34H125V36H124ZM126 34H128V35L126 36ZM132 34H131V35H132ZM208 34H209V35H208ZM214 34H215V35H214ZM260 34H261V35H260ZM50 35H51V36H50ZM66 35H67V34H66ZM66 35H65V38H67ZM96 35H97V38L100 36L99 39L96 38ZM131 35H129V36H131ZM143 35H144L145 37H144ZM166 35H167V36H166ZM169 35H170V36H169ZM210 35H211V37H210ZM216 35H219V36L217 37ZM223 35H222V36H223ZM259 35H260V38H258ZM3 36H4V37H3ZM48 36H49V37H48ZM69 36H68V38H69ZM78 36H79V35H78ZM92 36H94V35L92 34ZM109 36H110V37H109ZM112 36H114V37H112ZM146 36H148V37L146 38ZM152 36H153V35H152ZM171 36H172V37H171ZM189 36H190V37H189ZM194 36H195V37H194ZM251 36H252V37H251ZM6 37H8V39H7ZM125 37H128V38H125ZM141 37H142V39H141ZM153 37H154V36H153ZM219 37H220V38H219ZM261 37H262V38H261ZM52 38H53V39H52ZM108 38H109V39H108ZM113 38H114V39H113ZM148 38H149V41H148ZM214 38H215V39H214ZM216 38H217V39H216ZM218 38H219V41H218ZM239 38H240V39H239ZM252 38H253V39H252ZM257 38H258V39H257ZM49 39H50V40H49ZM51 39H52V41H51ZM90 39H91V35H90ZM96 39H97V40H96ZM123 39H124V40H123ZM145 39H146V40H145ZM178 39H180V40H178ZM181 39H182L183 41H181ZM191 39H193V40H191ZM213 39H214V40H213ZM261 39H262V40H261ZM33 40H34V41H33ZM44 40H45V41H44ZM75 40H76V41H75ZM91 40H92V39H91ZM101 40H102V39H101ZM109 40H110L111 43L108 42ZM256 40H257V41H256ZM8 41H9V42H8ZM46 41H47V43H46ZM78 41H79V42H78ZM106 41H107V43H106ZM113 41H114V43H113ZM125 41H126V42H125ZM143 41H144V42H143ZM146 41H147V42H146ZM215 41H216V42H215ZM217 41H218V42H217ZM251 41H252V42H251ZM253 41H255V42L253 43ZM4 42H5L6 44H5ZM12 42H13V43H12ZM35 43H36V44H35ZM112 43H113V44H112ZM115 43H116V46L114 45ZM255 43L258 44V45H257V46H258V49H257V46L255 45ZM259 43H260V44H259ZM48 44H49V45H48ZM78 44H79V45H78ZM80 44H81V45H80ZM102 44H103V45H102ZM110 44H112V45H110ZM119 44H120V43H119ZM144 44H145V45H144ZM155 44H156V45H155ZM193 44H194V45H193ZM198 44H199V43H198ZM209 44H210V45H209ZM251 44H252V45H251ZM3 45H4V46H3ZM7 45H8V46H7ZM26 45H27V46H26ZM36 45H37V46H36ZM68 45H69V46H68ZM68 45H67L68 47H67V46H65V47H67L68 50H71V49H72V48L70 47L71 45H70V44H68ZM101 45H102V46H101ZM138 45H137V47H138ZM154 45H155V46H154ZM195 45H196L197 49H196ZM216 45H217V46L219 45V47H217ZM250 45H251V46H250ZM259 45H260V47H259ZM2 46H3V47H2ZM17 46H18V47H17ZM78 46H79V48H78ZM80 46H81V47H80ZM98 46H99V47H98ZM110 46H111V47H110ZM112 46H113V47H112ZM252 46H254V48H253ZM4 47H5V48H4ZM15 47H16V48H15ZM20 47H21V48H20ZM42 47H43V49H41ZM76 47H77L78 49H77ZM84 47H86L85 49H86L87 51H86L85 49H83ZM97 47H98V48H97ZM119 47H120V46L118 45L116 49H118ZM181 47H182V46H181ZM47 48H48V50H46V51H48V52L45 53V49H47ZM113 48H114V49H113ZM138 48H139V47H138ZM138 48H137V49H138ZM182 48H183V47H182ZM182 48L180 49V46H179V50H178V46H177V48H176L175 50L178 51L179 54H178L176 51H174V53H175V52H176V53L173 54V55H175V56H173V61H174V59H176L175 57L178 56V59H180V60L176 59V61H178L179 66H180V65H181V66L189 65L188 62H189V59H190L191 57H190V55H189L187 52H186L187 54L184 52L185 48H183V49H182ZM4 49L6 50V52L4 51ZM16 49H18V50L16 51ZM73 49H72V50H73ZM139 49L142 50V51L140 50V52H143V49H144V48H143V49H142V48H139ZM249 49H250V50H249ZM253 49H254V51H253ZM260 49H261L262 51H261ZM41 50H42V51H41ZM49 50H50L51 52H50ZM72 50H71V51H72ZM77 50H79L80 52L77 51ZM101 50H103V49H101ZM101 50H99L100 52L97 53V54H99V56H100L101 53L103 52V51H101ZM193 50H194L195 52H194ZM208 50H209V49H208ZM246 50H247V51H246ZM257 50H258L259 52H258ZM2 51H4V52H2ZM10 51H12L11 53L13 54V56H12V54L10 53ZM15 51H16V52H15ZM61 51H62V52H61ZM61 51H60V55H59L57 61H58V60H59V61H62V59H64V58H61V53H62V57H65V56H63V55H65V51H67V50H65V49L63 48ZM81 51L84 53V55L82 54ZM84 51H86V53H85ZM116 51H117V50H116ZM116 51L114 50V53H116ZM134 51H136V53H137V51H139V50H136V49H135ZM180 51H181V52H180ZM185 51H186V50H185ZM249 51H250L251 53H248ZM40 52H42V53H40ZM87 52H88V53H87ZM132 52H133V51H132ZM242 52H243V53H242ZM7 53H8V54H7ZM63 53H64V54H63ZM78 53H80L81 55L78 54ZM134 53H135V52H134ZM134 53H132V54L134 55ZM136 53H135V54H136ZM182 53H183V54H182ZM238 53H239V54H238ZM246 53H247V54H246ZM3 54H4V55L6 54L7 57L4 56ZM51 54H53V53H51ZM104 54H105V53H104ZM108 54H111L110 51L108 52ZM108 54L106 53L105 55H103V53H102V57L105 56V58H106V56H107ZM177 54H178V55H177ZM10 55H11V59L9 60ZM76 55H77V57H76ZM78 55H79V57H78ZM82 55H83V56H82ZM181 55H183V56H181ZM248 55H249V56H248ZM8 56H9V57H8ZM84 56H85V57H84ZM184 56H185V57H184ZM186 56H188V57H186ZM208 56H209V57H208ZM213 56H214V55H213ZM220 56H221V58H220ZM224 56H225V57H224ZM226 56H228V57L230 58L229 62L227 61L228 58H226ZM230 56H231V57H230ZM51 57H52V55L50 56V58H49V56H48L49 60L51 59ZM83 57H84V58H83ZM86 57H87L88 59H87ZM100 57H101V56H100ZM100 57H99V58H100ZM114 57H115V56H114ZM202 57H203V59H202ZM204 57H205V58H204ZM210 57L213 59V61H214L215 63H214L213 61H211V58H210ZM251 57H252V60H251ZM7 58H8V59H7ZM75 58H74V59H75ZM79 58H80V59H79ZM188 58H189V59H188ZM222 58H223V59H226V62H225V63L228 62L227 64H229V63L231 62L229 65L231 66L230 68H232V69L234 68V66H235V67L237 66V63H238V65H239V62H238V61H240V64H241V65H239V66H237L236 68H234V70L237 69L236 72L233 71L234 75H233V73H232V71H231L232 69L229 70V69H230L229 66L226 65V64H224L223 61H225V60H223ZM60 59H61V60H60ZM84 59H85L86 61H85ZM90 59H91V58H90ZM186 59H187V60H186ZM204 59H205V60H204ZM221 59H222V60H221ZM234 59H235V60H234ZM263 59H264V58H263ZM49 60L47 59V60H46V63H47V61H49ZM82 60H83V61H82ZM111 60L113 61L114 58H113V57L110 58L109 63H110ZM200 60H201L202 63L200 62ZM202 60H203V61H202ZM233 60H234V61H237V63L234 62ZM4 61H5V62H4ZM50 61H51V60H50ZM59 61H58V62H59ZM87 61H88V62H87ZM112 61H111V62H112ZM137 61H139V60H137ZM176 61H174L175 64L177 63ZM179 61H180V63H182V62H183V63L186 62V63H185V64H183V63L180 64ZM208 61H209V62H208ZM232 61H233V62H232ZM8 62H9V63H8ZM44 62H45V59H44ZM140 62H141V59H140ZM199 62H200V63H199ZM203 62H204V63H203ZM211 62L213 63V65H212ZM253 62H254V63H253ZM3 63H4V64H3ZM41 63H42V61H41ZM48 63H49V62H48ZM143 63H144V62H143ZM143 63L141 62L140 65H141V64L143 65ZM197 63H198V64H197ZM210 63H211L212 66H211V65L209 66ZM234 63H235V65L232 67V65H233ZM242 63L245 64V65L247 64V65H249V66H247V65L245 66V65H243ZM252 63H253V64H252ZM1 64H3V66H2ZM6 64H7V65H6ZM9 64H11V65H9ZM12 64H13V65H12ZM14 64H15V65H14ZM112 64H113V62L110 63L109 65L113 66ZM178 64H177V65H178ZM199 64H200L202 67H200ZM214 64H215V65H214ZM218 64H219V65L221 64V65L219 66ZM222 64H224V67H225V68H224V67H221ZM5 65H6V66H5ZM71 65H72V66L75 65V66L72 68ZM80 65H79V66H80ZM89 65H90V66H89ZM193 65H192V66L189 65L187 68H188V69H191V68H193ZM197 65H198L199 67H198ZM216 65H218L217 67H215V71L217 70V72H214V73L217 74V75H216L217 79H216V77H213V76H215V75H214V73L212 72V71H214V70H213V66H216ZM251 65H252V66H251ZM21 66H22V67H21ZM70 66H71V67H70ZM208 66H209L210 68H209ZM8 67H10V68H8ZM86 67H88L87 70H86ZM220 67H221V69L224 68V69H223L224 72H225V73L227 72V73H226V74H223L224 72H223V73H222V72L218 73V72L221 70ZM226 67H227V69H226ZM71 68L74 69V70H72ZM75 68H76V69H75ZM202 68H203V69H202ZM206 68H207V69H206ZM208 68H209V69H208ZM240 68H241L242 73H243V78H242V73H240L241 71L239 70ZM263 68H264V67L259 68V69H261L260 71H264ZM4 69H5V70H4ZM197 69H198V70H197ZM211 69H212L211 72H212L213 74L210 73V70H211ZM219 69H220V70H219ZM15 70H16V69H15ZM24 70H25V71H24ZM206 70H207V71H206ZM223 70H222V71H223ZM226 70H228V71H226ZM26 71H27V74H26ZM76 71H77V70H76ZM85 71H84V73H83L84 75L82 74L83 77H85L84 79H83V77H82L80 74H78V75H80L82 78H81V77H78L79 79H78V78H75V79H74L73 76H70V79H69V81H68V77H69L70 74H67V76H66V79H67V80H66L65 78H64V80L62 79V80L64 81L63 83H64V85H65V86H64V85H63V86L66 87V92H67V90H68V95H67V96L64 95V99H63L62 97H61L62 99H60V100L63 101V102L61 101L62 104H63V103H64V104L68 103L67 100H69V102H70V103L72 102L71 104L74 105V106H77V102H78V105H79L78 108L83 106V105H80V104H81V102H82V104H84V100H85V99L83 100V99H81V98H84V96H85V98H86V97L88 96V95H86V94L84 95V93H86L85 91L90 92V91L93 90V89H92L90 86H89V87L87 86L88 89H86V87H84L85 89L83 90V87H81V86H83L84 84L81 85V86H79V89H78L77 86H76L77 84H76L75 80H76V79H78V80H83V81H84L83 83L88 82L87 85H88V84L90 85V84H91V83H89V81H90L89 78L91 77V76H90V73H89L90 71H89V72H88V71L85 72ZM199 71H200V72H199ZM229 71H230V72H229ZM73 72H72V73H73ZM198 72H199V73H198ZM207 72H208V73H207ZM228 72H229V73H228ZM238 72L240 73L241 77H240V75H239ZM68 73H69V72H68ZM86 73H88V74L86 75ZM209 73H210V74H209ZM235 73H237V74L239 75V77H240L241 80L243 79V81H242L243 84L241 83V80H240L241 88H242L243 85H244V87L242 88V89H244L243 92H242V94H243L244 91H245L244 94H246L247 92H249V93L246 94V95H247V96H250L249 94H250V92H252V93H251V96H250L249 98H248L247 96H245V95H244V96L247 97L248 99L252 100L253 102L250 101V100H248V99H246L244 96H243V97H244L246 100H244L243 97H242L243 99H242L241 97H239V95L242 96V94H240L241 92H238V90H237L236 92L239 93V94H237L236 96L234 95V94H236V93H235V90H234L235 87H234V85H232V83H230V82H231V79H229V77H230V76H232V78L235 77ZM258 73H261V74L258 75ZM22 74H23V75H22ZM219 74H221V76H219ZM85 75H86V76H85ZM88 75H89V78L87 79V81H85V80H86V77H88ZM192 75H194V76L192 77ZM202 75H203V76H202ZM212 75H213V76H212ZM222 75H224V76H222ZM225 75H227V76H226V77H228V78H227V81H228V83H230V84H228V83L226 82V80H225V79H226V78H225ZM198 76H199V79H198ZM200 76H201V77H200ZM71 77H73V80H72ZM196 77H197L198 80L196 79ZM209 77H210V79L213 81L212 83L209 82ZM211 77L214 78V80H213ZM220 77H221V78L224 77L225 79H224V78L221 79ZM258 77H259V78H258ZM25 78H27V79H25ZM191 78H192V79H191ZM218 78H219V80H218ZM230 78H231V77H230ZM261 78H262V79H261ZM194 79H195L196 81H194ZM200 79H201V80H200ZM207 79H208V82H207ZM223 79H224V81L227 83V85H226V83L223 81ZM228 79H229L230 81H229ZM258 79H259V81H258ZM260 79H261V81H260ZM88 80H89V81H88ZM190 80H192V81L190 82ZM204 80H206V81H204ZM211 80H210V81H211ZM256 80H257V81H256ZM193 81L196 82V83H195V86H193V85H194ZM200 81H201V82H200ZM202 81H203V82H202ZM215 81L219 82L220 84L217 83V82H215ZM263 81H264V80H263ZM65 82H66V83H65ZM68 82H69L70 84H69ZM222 82L225 83V84L223 83L224 85H222V88H223V89L220 88L221 86L218 87L219 85L222 84ZM257 82H258V83H257ZM208 83H209V84L211 83L212 85L214 84L213 88H211V87H212L211 84H210L211 87H209V86H208V85H209ZM259 83H262V84L260 85ZM66 84H67V85H66ZM185 84H186V85H185ZM196 84H197V86H196ZM215 84H219V85L216 86ZM74 85H75V87H73ZM202 85H203V86H202ZM206 85H207V86H206ZM228 85H230V86L232 87L233 90H232V89H227V88L229 87ZM262 85H263V86H262ZM29 86H30V85H29ZM29 86H28V87H29ZM32 86H33V85H32ZM32 86H30V87H32ZM84 86H85V85H84ZM33 87H36V86H33ZM80 87H81V89H80ZM199 87H200V88H199ZM215 87L218 88V91H219V92L217 91V89H216ZM225 87H226L227 91L229 92V93H228L229 98H231V97L233 96L234 100H235V99H236V100H235V102H234L233 98H231V103L233 104L232 109L234 108L233 112H231V111H229V109H227V108H230V110H232L231 107H230L232 104L230 103V99H229V98H226V99H229L228 101L225 100L227 103L224 101V102L226 103V104L224 103L225 106H224V104H223V107H224V108H225L226 106H229V107L225 108L226 110H228L227 112H230V115H231V118H232V119H231L229 113L226 112V113L228 114V116H229V120L231 119V120H230L231 122L229 121V122H230L229 125L224 126V127H223V126H220V123H221V122L218 121V120H216L215 118H213L214 121H215V120L217 121L216 124L218 125V128H219V126L221 127V128L219 129V131H218V135L221 137V142H222V143H221V142H219V140H220L219 136H216V135H217V130H216V132H215V128H214L213 126H212V127H209L210 125H214V124H215V122H213V119H212V121H211V120H208V121H207V119H206V121L204 120V121H205V122H204L202 118H205L209 113H211V112H210L211 104L217 102V100H218L217 97H218V96H221L222 93H223V95H227V93H226V91H225V90H226ZM231 87H229V88H231ZM233 87H234V88H233ZM239 87H240V86H239ZM71 88H72V91H71ZM73 88H74V89H73ZM76 88H77L76 91H79V92H80V93L78 92L79 94H78L76 91H74ZM89 88H91V90H90ZM194 88H195V89H194ZM219 88H220L221 90H219ZM199 89H200V90H199ZM204 89H205V90L207 89L206 91H207L209 94H208ZM215 89H216V90H215ZM237 89H239L240 91H242L240 88H237ZM88 90H90V91H88ZM195 90H196V91H195ZM222 90H224L225 93L222 92ZM229 90H230V91H229ZM64 91H65V90H64ZM69 91H70V92H69ZM82 91H84V92L82 93ZM185 91H186V90H185ZM233 91H234V94H232ZM246 91H247V92H246ZM74 92H75L76 95L74 94ZM200 92H201V96H200ZM216 92H218L219 95L217 94V96H216V95H215ZM221 92H222V93H221ZM71 93H72V94H71ZM203 93H205V94H203ZM73 94H74V95H73ZM188 94L186 95L187 97H186L185 99H187V100H185V102H186V101L188 102V99H189V95H188ZM198 94H199V95H198ZM207 94H208V95H207ZM50 95H51V94H50ZM78 95H79L80 98L77 99V100H79V101H76V98L78 97ZM80 95H81V96H80ZM203 95H204L205 97H204ZM211 95H212V96H211ZM214 95H215V96H214ZM228 95H227V97H228ZM230 95H232V96H230ZM71 96H73L74 98L71 97ZM82 96H83V97H82ZM207 96H208V97H207ZM65 97H66V98H65ZM70 97H71V98H70ZM215 97H216V98H215ZM235 97H236V98H235ZM50 98H51V97H50ZM192 98H191V99H192ZM201 98H204V99H201ZM211 98H212V99L214 98V99H215V102L213 101L214 99L212 100ZM237 98H238V99H239V98L242 99V100H243V102H242L243 104H242V103H241V104L238 103V102H240V101H239L240 99H239L238 102H237ZM70 99H71V100H70ZM74 99H75V100H74ZM86 99H87V98H86ZM208 99H209V101H208ZM259 99H261V100H259ZM72 100L74 101V103H76V105L73 104V101H72ZM81 100H82V101H81ZM196 100H197V101H196ZM210 100H211V101H210ZM232 100H233V102H232ZM258 100H259V101H258ZM65 101H66V102H65ZM85 101H86V100H85ZM199 101H200V102L203 101V103L201 104ZM244 101H245V102H244ZM246 101H247V102H246ZM248 101H250V102H252V103L250 104V102H248ZM256 101L259 102V103H261L263 106H260L259 103H258V104H255L254 107H255V110H256V111L254 110V113H251V111H253V109H254V108L252 109L251 107H252V105H253ZM261 101H262V102H261ZM20 102H21V101H20ZM20 102L18 101L17 103L19 104ZM79 102H80V103H79ZM204 102H206L207 104L204 103ZM209 102H210V105H209ZM15 103H16V102H14L12 105H10V107L13 106V105H15ZM17 103H16V105H17ZM21 103H22V102H21ZM228 103H230L231 105H230V104L227 105ZM234 103H238V104H239L238 107H237V106L235 107ZM245 103H247V104H246V107L244 106ZM248 105H250L251 107H247ZM257 105H259L261 108H260V107L258 108ZM74 106H73V107H74ZM208 106H210V107H208ZM256 106H257V109H256ZM166 107H167L166 109L169 108V110H168V116H171V115H172V117L175 118V115H176V116L178 115L177 117H179V116L181 115L180 112H179V113H178V111L175 112V111L173 110V108H171V106H170V107H169V106H166ZM207 107H208V108H207ZM223 107H222V108H223ZM75 108L77 109V107H74V110H75ZM170 108L172 109V111H171ZM196 108H198V109H196ZM199 108H201V110H199ZM206 108H207V109H206ZM235 108H236V109H235ZM248 108H250L251 111H250V109H248ZM79 109H80L81 112L79 111ZM79 109H78L77 111L75 110L74 112H75V114L78 112L76 116L78 117V116H79L78 114H80L79 117L82 118V117H83L82 114H83V111H84V110L82 111L81 108H79ZM82 109H83V108H82ZM203 109H204V110H203ZM208 109H209V110H208ZM225 109H221V110L224 111ZM259 109L262 110L261 113H260L261 110H259ZM205 110H206V111H205ZM211 110H212V109H211ZM257 110H259V112H257ZM200 111H201V114L199 113ZM204 111H205V114L202 113V112H204ZM208 111H209V112H208ZM223 111H222V112H223ZM169 112H171V113H169ZM173 112H174V113H173ZM197 112H198V113H197ZM247 112H249L250 114L254 115V117H253V118L250 117L251 115H249V117H248V114H249V113H247ZM206 113H207V114H206ZM223 113H225V112H223ZM245 113H246L247 115H245ZM199 114H200V116H199ZM202 114H203V116H202ZM81 115H82V116H81ZM192 116H193V117H192ZM204 116H205V117H204ZM246 116H247V117H246ZM79 117H78V118H79ZM143 117H144V116H143ZM143 117H141L142 119H141V118H140V119H141V120H144V119H145V121H144V124H145V122H147V121H146V118L144 117V119H143ZM198 117H199V118H198ZM200 117H202V118H200ZM193 118H194V119H193ZM195 118H196L197 120H195ZM187 119H188V120L190 119V120H189V123H187V122H188ZM199 119H200V120H199ZM201 119H202V121H203V124L205 123V125H207V127H206L205 125H203L204 128H203L202 126H201L202 128L198 126V125H200V124L202 125ZM251 119H252V120L255 119L254 122H253L254 124L251 123V122H252ZM148 120H150V119L148 118ZM248 120H249V122H246V121H248ZM152 121H153V120H152ZM152 121H151V122H152ZM190 121L193 122V123H191ZM194 121H195V122H194ZM197 121H198V122H197ZM199 121H200L201 123H200ZM209 121H210L211 123H210ZM250 121H251V122H250ZM140 122H141V121H140ZM207 122H209L208 124H210V125L206 124ZM219 122H220V123H219ZM198 123H199V124H198ZM243 123H244V124H243ZM142 124H143V123H142ZM144 124H143V125H144ZM190 124H191V125H190ZM230 124H231V125H230ZM192 125H193V127H195V129L197 130V132H195L196 130H195L193 127H191ZM221 125H223V124H221ZM239 125H241V126H239ZM252 125H254V126L252 127ZM129 126H130V125H128L127 128H128ZM141 126H142V125H141ZM188 126H189V127H188ZM214 126H215V125H214ZM248 126H249V128H248ZM197 127H199V128H197ZM215 127H216V129H218L217 126H215ZM238 127H239V128H238ZM127 128L124 129V133H123V135H122V139L125 140L126 136H127V135L129 136V135H130L129 137L127 136V138H126V140H125V142H126V146H127V148H128V147H130L131 149L133 148V149H134L133 151L137 152V150H138V151L140 150V146H138V145H140V142L135 138L136 136H133V135L131 136L132 133L129 132V130H128L129 128H128V129H127ZM190 128H191V129H190ZM206 128H207L208 130H207ZM210 128H211V129H210ZM212 128H213L214 130H212ZM240 128H242V129H240ZM243 128H244V129H243ZM192 129H193V130H192ZM204 129H205V130H204ZM229 129H231V130L234 129V131H231V130H230V131L232 132V134H231V132L229 131V132H230V133H229L230 135H229L228 132H227ZM238 129H239V130H238ZM256 129H257V128H256ZM201 130L204 131V132H201ZM210 130H211V131H210ZM240 130L243 131V132H241ZM127 131H128L130 134H129V133H128V134H127V133L125 134V132H127ZM206 131H207V132H206ZM213 131H214V132H213ZM236 131H237L238 134L236 133ZM208 132H209V133H208ZM210 132H212V133L210 134ZM234 132H235V133H234ZM202 133H203V134H202ZM205 133H206V134H205ZM214 133H215L216 135H212V134H214ZM233 133H234V134H233ZM251 133H250V134H251ZM197 134H198V135H197ZM199 134H200L201 136H200ZM224 134H225V135H224ZM227 134H228V135H227ZM236 134H237V135H236ZM255 134H256V133H255ZM255 134H253V135L255 136ZM124 135H125V136H124ZM202 135H203V136H202ZM253 135H252V136H253ZM199 136H200V137H199ZM214 136L217 137L218 139H217V138L214 139ZM224 136H225V137H224ZM234 136H236V137H234ZM243 136H244V137H243ZM250 136H251V135H250ZM259 136H263V137H264V134L259 135ZM187 137H186V138H187ZM223 137H224V139H222ZM238 137H239V138H238ZM256 137H258V136H256ZM263 137H260V138H263ZM131 138H134L135 140H134V139H131ZM192 138H193V139H192ZM194 138H195V139H194ZM198 138H199V139H198ZM200 138H201V139H200ZM209 138H210V139H209ZM211 138L213 139L212 142H214V143H218V142H219V143L217 144V145H219V146H216L215 149L212 148V146H211V145H212V142H210V141H211ZM236 138H237V139H236ZM247 138H249V136H248ZM250 138H251V137H250ZM250 138H249V139H250ZM252 138H253V137H252ZM252 138H251L252 143H251V141L249 140L250 142H249V141L245 142L243 146H241L240 143H239L240 146L237 145L236 143H230V144L233 146V147H232V146L230 145V149L233 148L234 152L237 151L236 153H239V154H240V153H241L240 151H242V150L240 149L241 147L246 148V147H244V146H246L245 144H247L248 142L252 144L251 147H254V146H253V142H256V143H255V144H257V145H256V148L259 149V150L262 148V151H264V149H263L264 146H263V147L261 146V145H263V141H264V140L261 139V140H262V141H261L259 137H258V138H255V137H254V139H252ZM127 139H128V140H127ZM129 139H131V140H130L131 142L129 141ZM242 139H243L244 141H241ZM256 139H259V140H260L259 142H262V143L259 144L260 146L258 145L259 142L257 143V141H255ZM263 139H264V138H263ZM193 140H195V141H193ZM214 140H215V141H214ZM223 140H225V142H224ZM232 140L230 139L229 142H232ZM253 140H254V141H253ZM128 141H129V142H128ZM136 141H137L138 143H137ZM187 141H188L189 143H188ZM198 141H199V142H198ZM203 141H204V142H203ZM205 141H208V142H205ZM216 141H218V142H216ZM186 142H187V143H186ZM192 142H193V143H192ZM195 142H196V143H195ZM209 142L211 143V145H210ZM223 142H224V143H223ZM238 142H239V141H238ZM238 142H237V143H238ZM134 143H135V144H134ZM191 143H192V144H191ZM200 143H201V144H200ZM207 143H209V144H207ZM249 143H248V144H249ZM127 144H129V145H127ZM132 144L137 145L138 148H137L136 146H133ZM186 144H187V145H186ZM195 144H197V145H195ZM203 144H204V146H202V147H205V145L207 144V146L205 147L206 150H205V148H201L200 145H203ZM227 144L229 145V143L227 142V143L224 145L225 148H226V147L229 148L228 146H226ZM233 144H234V145H233ZM235 144H236V147H235ZM255 144H254V145H255ZM185 145L187 146V149H186V146H185ZM190 145H191V146H190ZM194 145H195V148L198 149V150H196V149L194 148ZM213 145H214V144H213ZM223 145H221V146L224 147ZM188 146H190V147H188ZM196 146H197V147H196ZM199 146H200V147H199ZM237 146H238V148L240 147V148H239V152H238V150H237V149H238ZM257 146H258L259 148H258ZM198 147H199V148H198ZM210 147H211L212 149H211ZM217 147H218V149H217ZM219 147H220V148H219ZM251 147H250L249 149L247 148V149H245V150L242 148V149H243L242 152L245 151V153H247V154H245V153H243L244 155H242V153H241V155H238V154L236 155L235 153H233V154H235L237 157H238V156H239V157H240V156H243V157H245V159L247 158V160H248V157H249V156H252L253 161H254V158L256 157L255 155H257L256 158L258 159V156H259V158L262 160V163H263V165H261V166L264 168V161H263L264 159H262V158H264V155H262V154H259V155H258L259 151L256 150L255 148H252V149H251ZM193 148H194V149H193ZM208 148H209V149H208ZM225 148H222V149H225ZM135 149H136V150H135ZM188 149H189V150H188ZM192 149H193V151H192ZM210 149H211L212 151H211ZM213 149H214V150H213ZM230 149L227 150V152H228L229 154H231L230 152H233V150H230ZM235 149H236V150H235ZM216 150H217V152H215ZM248 150H253V151L256 152L257 154H256V153L254 154V152H251V151H248ZM191 151H192V152H191ZM246 151H247V152H246ZM213 152H215L216 154L219 153L221 156H220V155H215V153H214V155H213ZM249 152H250V153H249ZM228 153H227V154H228ZM252 153L254 154V157H253V154H252ZM260 153H261V152H260ZM262 153H264V152H262ZM225 154H226V153H225ZM250 154H251V155H250ZM210 155H211L212 158L210 157ZM260 155H261V157H260ZM262 156H263V157H262ZM222 157H221V158H222ZM243 157H242V158H243ZM250 158H251V157H250ZM250 158H249V159H250ZM126 159H127V158H126ZM129 159H130V158H128V160H129ZM245 159L243 158V160H242V162H243L244 164L247 162V160H245ZM252 159H250V160H252ZM128 160H125V163H126V161H128ZM218 160H219V159H218ZM221 160H222V159H220V161H221ZM129 161H130V160H129ZM220 161H219V162H220ZM197 162H198V161H197ZM217 162H218V161H217ZM127 163H129V162H127ZM248 163H251V162L248 160ZM248 163H246L245 165L242 164V166L244 167V166H246ZM242 166L240 167V168H242V170H241V169H240V170H241V171H244L243 173L240 172V170H239V168H238V171H239L238 173H241V175L243 174V175H242V178H240L239 182H238V180L236 181V184L239 183V184H238L239 186H237L236 184H233V186H235V185L237 186V187H236L237 190L240 189V188H242L241 186L244 187V185H245L244 183H246L245 180H244V178H245V176H244V174H245V170H244L245 167L243 168ZM262 167H261V169H263ZM222 170L224 171V169H222ZM223 171H220V172H223ZM261 171L263 172L264 169L261 170ZM263 173H264V172H263ZM243 177H244V178H243ZM245 179H246V181H247V178H245ZM242 181H244V182L242 183ZM234 183H235V182H234ZM241 183H242L243 185H241ZM238 187H240V188H238ZM227 195H228V194H226V196H227ZM27 236L29 237V236H31V235L28 234ZM27 239H28V238H27ZM30 239H31V237H30Z\"/></svg>", "mask_w": 264, "mask_h": 264}]
</instances>
